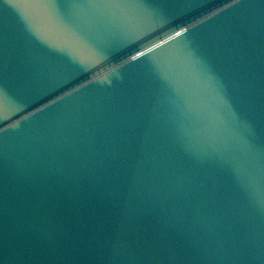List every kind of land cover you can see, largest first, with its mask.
Segmentation results:
<instances>
[{"label": "water", "instance_id": "95a60500", "mask_svg": "<svg viewBox=\"0 0 264 264\" xmlns=\"http://www.w3.org/2000/svg\"><path fill=\"white\" fill-rule=\"evenodd\" d=\"M0 264H264V0H0Z\"/></svg>", "mask_w": 264, "mask_h": 264}]
</instances>
